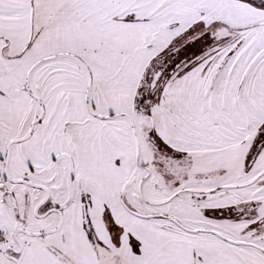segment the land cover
<instances>
[{
  "label": "snow or ice",
  "instance_id": "obj_1",
  "mask_svg": "<svg viewBox=\"0 0 264 264\" xmlns=\"http://www.w3.org/2000/svg\"><path fill=\"white\" fill-rule=\"evenodd\" d=\"M0 264H264V0H0Z\"/></svg>",
  "mask_w": 264,
  "mask_h": 264
}]
</instances>
